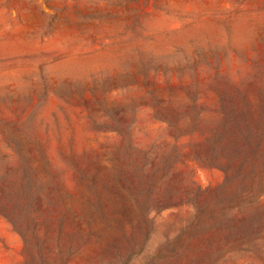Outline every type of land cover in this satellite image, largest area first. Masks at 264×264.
<instances>
[{
	"label": "rangeland",
	"instance_id": "374dc122",
	"mask_svg": "<svg viewBox=\"0 0 264 264\" xmlns=\"http://www.w3.org/2000/svg\"><path fill=\"white\" fill-rule=\"evenodd\" d=\"M254 184L264 0H0V264H262Z\"/></svg>",
	"mask_w": 264,
	"mask_h": 264
},
{
	"label": "trees",
	"instance_id": "16d2710c",
	"mask_svg": "<svg viewBox=\"0 0 264 264\" xmlns=\"http://www.w3.org/2000/svg\"><path fill=\"white\" fill-rule=\"evenodd\" d=\"M249 189V190H248ZM7 188H1L0 189V196L4 195L6 193ZM245 193L246 201L249 203H253L255 200H257L258 196L264 192V186L259 184H254L250 188H246L243 190ZM7 194H11L10 191L7 192ZM31 205H33V201L26 200L24 202L20 201L19 199H14L12 201V205L7 209L2 211L10 217L12 220H14L16 224L15 218L11 216V213L15 210H19L20 212L24 211L26 208H29ZM242 222H250L251 224L262 221V217H259V215H247L242 217ZM23 235H25V232L21 231ZM242 245L240 246V250H249L250 247H256L258 249V252L262 256V264H264V241L260 242L257 238H254L252 240L244 237L241 239ZM198 250H196V253ZM187 253L181 250H178L177 252H172L171 254L164 255V254H158L157 256L152 258L151 264H159L161 260L168 261L169 264H193V262L200 257V253L194 254L189 261H184V258L187 256ZM211 256V251H206V257ZM154 260V261H153ZM39 264H47L45 259L41 257V260Z\"/></svg>",
	"mask_w": 264,
	"mask_h": 264
}]
</instances>
